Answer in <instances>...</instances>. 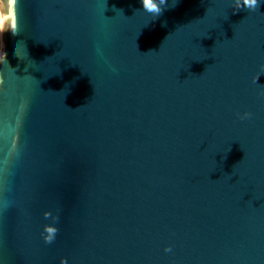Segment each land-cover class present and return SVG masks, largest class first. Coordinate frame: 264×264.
Returning a JSON list of instances; mask_svg holds the SVG:
<instances>
[{
  "label": "water",
  "instance_id": "water-1",
  "mask_svg": "<svg viewBox=\"0 0 264 264\" xmlns=\"http://www.w3.org/2000/svg\"><path fill=\"white\" fill-rule=\"evenodd\" d=\"M174 2L0 0V264H264V4Z\"/></svg>",
  "mask_w": 264,
  "mask_h": 264
},
{
  "label": "clouds",
  "instance_id": "clouds-1",
  "mask_svg": "<svg viewBox=\"0 0 264 264\" xmlns=\"http://www.w3.org/2000/svg\"><path fill=\"white\" fill-rule=\"evenodd\" d=\"M175 2L173 3V7L175 6ZM140 3L142 5L143 12L148 13L151 17H153V20L162 15L165 7H166V0H140ZM260 4H264V0H234V7L236 9H247L249 12H254L257 10L258 6ZM15 51V48H14ZM5 55L2 44V36H0V61H3L5 63ZM53 239V236H49L47 238V242H51ZM165 252H170L171 248L166 247L164 249Z\"/></svg>",
  "mask_w": 264,
  "mask_h": 264
},
{
  "label": "rangeland",
  "instance_id": "rangeland-1",
  "mask_svg": "<svg viewBox=\"0 0 264 264\" xmlns=\"http://www.w3.org/2000/svg\"><path fill=\"white\" fill-rule=\"evenodd\" d=\"M3 18H2V13L0 12V24H2Z\"/></svg>",
  "mask_w": 264,
  "mask_h": 264
},
{
  "label": "snow or ice",
  "instance_id": "snow-or-ice-1",
  "mask_svg": "<svg viewBox=\"0 0 264 264\" xmlns=\"http://www.w3.org/2000/svg\"><path fill=\"white\" fill-rule=\"evenodd\" d=\"M0 30H2V24H0Z\"/></svg>",
  "mask_w": 264,
  "mask_h": 264
}]
</instances>
